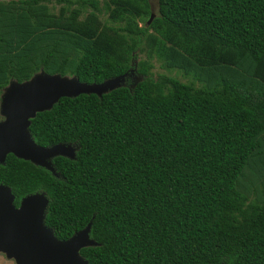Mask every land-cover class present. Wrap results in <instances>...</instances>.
Instances as JSON below:
<instances>
[{"label": "trees", "instance_id": "16d2710c", "mask_svg": "<svg viewBox=\"0 0 264 264\" xmlns=\"http://www.w3.org/2000/svg\"><path fill=\"white\" fill-rule=\"evenodd\" d=\"M0 0V93L38 72L85 84L29 119L53 173L7 154L12 204L46 199L87 264H264V0ZM102 16V17H101ZM187 82L152 73V61Z\"/></svg>", "mask_w": 264, "mask_h": 264}, {"label": "water", "instance_id": "95a60500", "mask_svg": "<svg viewBox=\"0 0 264 264\" xmlns=\"http://www.w3.org/2000/svg\"><path fill=\"white\" fill-rule=\"evenodd\" d=\"M149 14L148 25L153 19ZM121 77L100 84H85L74 77L38 72L29 80H10L0 93V164L7 154L28 161L53 173L50 159L56 156L72 159L74 148L57 144L47 148L36 146L27 132L29 119L35 113L50 109L60 98L80 94L100 96L121 87ZM6 186L0 185V253L15 264H87L79 255L81 248L94 246L88 238L89 224L65 241H58L43 225L46 199L42 193L23 197L17 207Z\"/></svg>", "mask_w": 264, "mask_h": 264}, {"label": "rangeland", "instance_id": "374dc122", "mask_svg": "<svg viewBox=\"0 0 264 264\" xmlns=\"http://www.w3.org/2000/svg\"><path fill=\"white\" fill-rule=\"evenodd\" d=\"M150 3L151 12L154 13L156 10V0H148ZM102 17V16H101ZM152 73L156 74H164L166 76L175 77L182 82H187V79L181 76L180 73L176 71H167L159 66V63L155 60L152 61ZM140 80V76L135 75L133 70H130L126 76L122 78V81L119 83L120 86H127L131 88L136 82ZM2 117V116H0ZM3 119V117H2ZM1 121V120H0ZM50 162V161H49ZM51 165V163H50ZM0 264H15L14 260L11 258H7L3 253H0Z\"/></svg>", "mask_w": 264, "mask_h": 264}, {"label": "flooded vegetation", "instance_id": "af4514ba", "mask_svg": "<svg viewBox=\"0 0 264 264\" xmlns=\"http://www.w3.org/2000/svg\"><path fill=\"white\" fill-rule=\"evenodd\" d=\"M0 120H2V117H0Z\"/></svg>", "mask_w": 264, "mask_h": 264}]
</instances>
